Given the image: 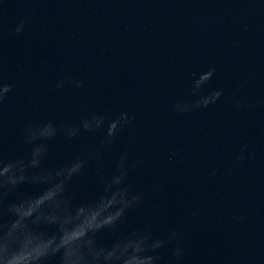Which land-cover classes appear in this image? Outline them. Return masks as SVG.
Returning a JSON list of instances; mask_svg holds the SVG:
<instances>
[{
  "label": "water",
  "instance_id": "obj_1",
  "mask_svg": "<svg viewBox=\"0 0 264 264\" xmlns=\"http://www.w3.org/2000/svg\"><path fill=\"white\" fill-rule=\"evenodd\" d=\"M21 20L17 35L11 29ZM0 29V78L13 85L0 105L6 158L28 150L29 121L79 125L93 113L128 112L130 125L69 191L92 200L96 168L110 173L127 151L130 162L144 161L126 181L144 199L122 230L147 223L164 237L180 227L182 264H264V0H0ZM209 68L212 78L193 95V80ZM62 77L83 85L57 89ZM212 89L222 90L215 104L174 110ZM239 97L255 106L234 109ZM102 136L58 134L44 163L96 149ZM37 190L25 184L18 194ZM173 246L161 250L160 264H171Z\"/></svg>",
  "mask_w": 264,
  "mask_h": 264
},
{
  "label": "clouds",
  "instance_id": "obj_2",
  "mask_svg": "<svg viewBox=\"0 0 264 264\" xmlns=\"http://www.w3.org/2000/svg\"><path fill=\"white\" fill-rule=\"evenodd\" d=\"M21 20L12 32L19 35L23 31ZM2 30V29H0ZM215 69L201 72L192 83L191 93L196 95L212 78ZM65 83L81 87L82 80L62 77L55 85L57 89ZM13 85L0 78V105ZM240 85H237L239 91ZM222 95L221 89H212L206 95L198 96L189 103L178 100L173 108L178 113L215 104ZM250 105L245 97L233 102V108L242 110ZM132 117L128 112H120L111 119L103 114L93 113L81 117L79 125L57 126L52 121H29L23 128V142L28 150L21 156L6 158L2 150L0 136V264H160L162 249L171 248V264H182L184 248L180 227L172 228L166 236L153 234L147 223L136 225L130 230H122L130 215L136 213L144 199V193L136 191L127 183L130 169L140 167L142 158L129 161L128 152H122L110 173L97 167L93 182L98 191L92 200L77 197L69 189L73 181L86 171L90 161L100 163L101 153L111 145L117 134L130 125ZM106 125V126H105ZM81 131H103L99 147L76 154L71 160L54 167L46 166L48 143L58 134L73 139ZM242 145L236 164L245 160ZM253 153L248 154L251 159ZM213 170L212 175H215ZM25 184L37 186L32 194H18ZM159 186L154 185L153 191ZM15 196V198H10ZM159 207V205H157ZM197 211L192 212L196 217ZM236 220L244 217L238 215ZM54 227V231H47ZM112 233L110 243H102L99 235Z\"/></svg>",
  "mask_w": 264,
  "mask_h": 264
}]
</instances>
